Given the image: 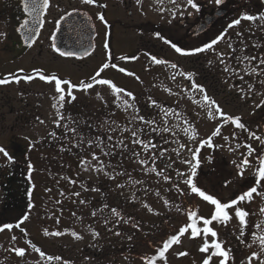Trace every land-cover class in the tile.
<instances>
[{
	"label": "rangeland",
	"instance_id": "374dc122",
	"mask_svg": "<svg viewBox=\"0 0 264 264\" xmlns=\"http://www.w3.org/2000/svg\"><path fill=\"white\" fill-rule=\"evenodd\" d=\"M2 1L3 0H0V2ZM14 6L15 4L12 3L11 9L14 8ZM17 17H19L17 11L13 14L12 19H10L8 14L6 18L10 19L9 22L6 23V25H1L0 28V33L3 34V36H0V78L9 77V79H12L13 76L16 77L19 75L20 77V74H24V77L30 75L32 79H24L18 83L11 82L7 86L1 85L2 87H0V147H3L12 157V159L9 160L0 153V228H2L4 224L12 225L14 222L20 223V228L14 225L11 229L0 231V264H65V262H67V264H82L84 259L92 258L87 255L88 253L92 254L97 251L96 245L99 244L96 242L97 237L100 235L103 236L104 232L106 234L111 232L107 229L108 225L105 224V221L100 224V229L99 222L96 224L95 228L92 226V220H105L108 216L113 222L119 220L113 217L112 211H109L108 215L104 216L101 210L93 207L94 201L89 200V197L84 198V194L81 193L78 195V200L75 204L76 207L74 208L73 203L68 201V199H63L60 193V191L65 192L70 189L65 186L63 182H58L61 184H58V186H56L57 183L53 184V178H55L56 174L58 175L59 171H62V166L59 162L57 163L51 160L55 154L52 151L50 152L46 147L48 143L59 142L58 137L60 135L58 133L65 128V126L66 128L74 127L77 124V126H75L77 132H79V130L87 131V124L84 123V120H78L76 113H83L86 116L88 114H93L95 117L100 114H105L104 116L107 118V123L112 127L117 126V128H113L117 131L116 138L112 143L114 145L116 144V152L121 156H125L128 153L131 155L134 160L132 165L133 168L137 170L135 175L138 180V184H135L134 187L137 194L134 198L133 209L126 210L122 206L120 209L123 211L125 210L127 214H135L137 219H140L142 223L139 222L140 226H136L138 231L142 234L150 235L147 238L140 239L146 248L149 247L150 243L148 242L147 244L146 240L152 241L154 235L157 237L158 234L153 232V226L156 222H161V218L170 221H164L165 223L162 227L160 236H162L165 231H168L169 226H167V224L179 226L183 222L179 227L190 224L186 214L183 215V213L175 212V209L170 210L164 203L165 200L160 195L164 194L165 198L169 199L170 191L174 186L177 187L180 185V180L186 184L185 180L189 177L190 169L189 165L182 161L192 158L189 149L200 148L198 156L200 166L197 169V173H201L200 175L204 177V180L200 177L199 184L206 185V187L209 188V195L215 196L217 194V199L226 200L227 203L237 197L238 194L235 193H238L239 189L245 184L249 185V187L256 186L254 185L255 171L259 166L257 157L262 155V152H255L259 146V141L255 140L256 143L254 142V145L251 144V147L255 149V151L248 157L250 162L249 165L245 167L242 176L238 174L236 164L241 163L243 157L247 155L248 148L244 143L246 140L241 141V137L238 135L236 137V131L233 126H229L228 129L222 132L223 136L218 138V150L220 154L218 157L215 155V157L211 159V162H209L207 157L211 156V150L207 148L206 145H200L199 141L206 140L211 136L212 132L223 122V118L216 114L215 110H213V117L208 115L207 107L202 106L203 101L200 93L198 97L183 95L184 97L180 98L175 92L178 90L176 87L177 85L167 82V75L164 67L159 64H152L153 62H151L146 55H143L138 60V63L133 66L127 64L131 53L137 51L139 54L145 53L150 49L148 47L146 48V44L151 41L149 38L144 37L146 34H144V39H142L143 44L139 43V48L134 49V47H132L131 49L127 39H125L128 31H121L119 28L107 30L98 22L96 26L98 36L96 39L97 44L95 51L85 59H78L75 57L65 58L58 55L53 49L51 38L54 33L47 29L40 33L38 39L31 44V47L25 45L21 33L23 31H29L30 29L35 31V29H33L34 27L32 28L31 26L34 22L32 18L28 19L27 27H21V32H17L14 30V25L16 24L15 19ZM2 20H5V18ZM38 24L39 23H37L36 26H38ZM141 30L135 31L134 33L130 32L140 37ZM109 42V46L113 48L118 59L116 62L117 70L109 69L105 71L104 69L98 79L109 80L111 84L101 85L96 83L87 90L77 87L73 89V95L76 97L75 100L70 103L65 102L62 108H54L53 105L56 101L53 97L57 95L55 92V82L43 80L40 76H55L62 80L71 81V83L75 85H79L81 81L92 83L94 81H92L91 78L95 76L97 71L105 63V51L108 52L109 50L108 48H104ZM160 46L157 44L154 49H151L152 52L158 55L163 54V49H161ZM121 68L125 71L121 72ZM129 73H131V75H129ZM10 74H12V76H10ZM112 85H115L116 88L122 89L123 91L116 92ZM62 87H64L67 92V85H62ZM233 90L236 92L237 89L234 87ZM128 93L132 95L129 96ZM224 93V91L217 92L213 98L215 102H218L220 107H222V112L227 116L245 118L250 123V128H253V130L255 129L256 134L264 137V128L263 126L261 128V125L264 124V105L261 109L257 107L259 98L257 97L256 100L252 99L251 106L237 108L235 105L228 106L224 103L226 98L229 102L233 101V97H229V95L227 96ZM259 96H261V100H264V92H261ZM228 97L232 101L229 100ZM131 98L133 99V103H129ZM197 101H201V103H197ZM164 106L166 108H164ZM158 107L160 109H165V115L164 120H162L161 117L163 118V113L160 111V118H158L159 116L156 114L157 118L154 119L156 120L154 128L157 129L156 131H160L159 127L156 128L160 122V125L169 129L165 138L163 135L161 136L159 134H156V136L163 137L161 144L165 146V150L163 146L159 148L164 152L166 159L167 157L170 158L171 164L168 161L167 163L163 161L164 166L160 165L157 160L162 161V156H160V153H157L156 148L152 149L151 157H155V163L152 162L149 169L155 167L156 171H149L150 176L142 179L141 174H145L148 170L140 163L143 158L140 159L132 153L139 145L133 144L132 141L135 138L131 136V131H137L139 136L144 130L151 127V125L136 119V117L143 116L145 121H154L152 118H149L150 115L148 113L151 114L156 111ZM57 110L62 114L63 119L57 116ZM177 110L185 113L188 122V124H186L187 126L179 122H172V114L177 113ZM190 114H192L191 117ZM260 116L263 117L259 118ZM56 120H60V123H55ZM40 121H43V123ZM185 129H188L187 133ZM161 132L164 133L165 131L162 130ZM192 135L195 136V139H189V136ZM72 136L74 135L70 132L68 140L63 141H66V143L70 145L68 148L70 152H76L71 144L73 142L71 140ZM224 137H228V139L225 140ZM120 141H123V144L127 145V147H123V145L117 146V143L119 145ZM150 141L152 142V140ZM156 141L157 140L154 139V142ZM181 145H184V147L181 148ZM237 145L239 146L237 147ZM126 150L128 153L123 154ZM177 150L181 153L179 157L176 155ZM135 153L137 152L135 151ZM30 158H32L33 161H29L31 160ZM69 158L72 159V156ZM79 159L81 160L82 158L79 156ZM92 161L93 160H91V162ZM233 161H235V164ZM22 162H24V165L26 164L23 170L26 171L27 174L29 165L32 166L31 179L34 184L35 195L30 203V207L26 210H5L3 209V202L5 201L3 186L5 184V179L11 175L13 169L17 167L19 163L22 164ZM107 163L106 161V164ZM128 163L129 162H124L122 167H125ZM168 165L176 169V174L173 176L170 173L167 175L170 179L164 180L163 176L157 175V172L164 169L165 174V172H167V170L165 171V167L167 169L170 168ZM214 165H218L219 169L222 168L223 175L226 174L230 176H227V181H232V184L228 183L230 186L225 187V184L223 185L220 183L216 177L208 174L210 172L209 168H212ZM92 167L93 169L91 172L88 170L83 171L81 167H78L76 172L91 180H96L97 178L101 179L107 176L103 171L104 169L101 171L96 170L97 162H94ZM125 172L129 175L127 169H125ZM52 173L54 174L52 175ZM178 173H183V175L188 177L178 175ZM217 173L218 171L215 170V174ZM174 179L178 180L176 181ZM122 180V177H116L113 183ZM131 180L135 182L132 177ZM155 183L163 189L157 190L154 186ZM120 186L121 187H117L122 189L129 187L133 189L130 182H126ZM256 187L257 194H253V200L249 204L246 203L243 207L241 206L242 209L249 213L246 217L247 227L244 229L243 242L238 239L240 236L239 220L235 216V210H232V212L229 213L232 218L227 224L212 222L210 225L217 233L215 238L210 234L205 237L203 233L197 235L195 238H190L191 230L189 229V231L181 237L179 245L174 246L170 250L169 260L162 264H202V260L212 251V249H210L209 253H202L199 250L204 244L205 239H207L209 243H211L213 239H216L223 243L225 249H230L227 264H248V257L251 256V253L253 251H259L258 243L252 244L253 237L251 234L253 232H256L258 235L261 234L260 230L256 228V225H264V213L260 212V209L264 208V197L258 194L264 192V182ZM75 189L76 187H73V190ZM156 193H158V195ZM68 194L69 192H65L64 196L67 197ZM119 196L120 193L114 188H111L110 192L104 194L102 200H97L96 203L102 205L101 207L106 211L107 207H105V205L110 203L115 206L118 205L115 200H117ZM93 197L100 199L98 195H93ZM79 200L84 201V203H81ZM69 203H71L70 207ZM68 207L70 210H68ZM149 208H151V211H149ZM212 211L213 208L209 203L202 202L200 207L201 214L199 217L210 219ZM93 212H95L96 215H93ZM25 217H27V219H25ZM78 221L81 223L78 224ZM197 221L199 227L202 228L203 222L200 220ZM120 224V232L126 231L125 234H128V238L129 236H133L127 224H122L121 220ZM131 226L132 229H135L134 225L131 224ZM45 231H47V235ZM57 232L61 234L54 235V233ZM94 232L98 233L95 237L93 236ZM73 233L76 235H73ZM13 236L16 237L15 240L12 239ZM15 248L25 249V254L23 256L17 255L16 252L13 251ZM135 248L136 247H134V249ZM36 249L40 251H36ZM41 252L44 253L43 256H41ZM180 252H187L188 255H177ZM49 256L53 257V259L49 260ZM55 257H60V259L57 260ZM129 258V260L125 258H112L111 261L114 263L116 262V264H142L138 257L137 259L133 256ZM219 259V257H214L213 260L210 261V264H219ZM262 259H264V254L257 258H253L251 264H259V261Z\"/></svg>",
	"mask_w": 264,
	"mask_h": 264
},
{
	"label": "flooded vegetation",
	"instance_id": "af4514ba",
	"mask_svg": "<svg viewBox=\"0 0 264 264\" xmlns=\"http://www.w3.org/2000/svg\"><path fill=\"white\" fill-rule=\"evenodd\" d=\"M196 2L200 6L198 12L187 6V0H176V4H172L170 0H162V2H158V0H141L139 4L136 0H96L94 4H84L82 0H50L49 7L39 17L34 19L36 23L42 26L40 32L47 29L55 33L59 30L58 27L60 25H68L64 31L71 30L70 25L66 23L67 18L71 15L73 17L75 14L78 16L89 15L93 18L95 26L100 22L104 29L107 30L119 28L121 31H128L125 39H127L131 49L132 47L134 49L139 48V43L143 44L142 39L144 37L149 38L151 41L146 44V48L150 49H145L147 50L145 53L139 54L138 51L131 53L127 64L133 66L138 63V60L143 55H146L153 62L152 64H159L164 67L167 82L177 85L178 90L175 92L180 98L184 97L183 95L198 97L200 92L192 88V84L195 83L203 86L206 94L212 100H214L213 98L217 92L222 91L225 92V95L233 97V101L228 97L232 102L227 101V98L224 101L228 106L235 105L237 108L251 106L252 99L256 100L257 97L259 98L258 104H260L261 96L259 94L264 92V84L261 83V81H264V75H260L259 71L255 74H250V72L252 67L259 66V61L264 59V22L259 19L255 21L241 19V23L231 29H228L227 25L234 19H240L245 14L258 17L259 14L264 13L263 0H224L222 5H216L214 0H196ZM12 3L15 6L11 9ZM161 8L164 9L163 12L160 11ZM16 11L19 13V17L15 19L14 30L19 32L25 21L32 18V15L24 9V0H3L0 2V28L1 25H6L13 18V14ZM172 11L176 12L174 19L172 18ZM181 12L184 13L183 16L180 15ZM8 14L10 19L6 18ZM98 14H103L107 23L100 21ZM61 16L64 19H61ZM3 18L5 20H2ZM169 20L172 22L169 23ZM139 30H141L140 37H137V34H131V32L134 33ZM156 32H160L162 37L172 41L177 47L185 51L210 43L221 32H225L226 35L224 39L213 46V49L195 55H182L176 52L170 44L164 43V40L155 36ZM157 44L161 45L163 54L158 55L152 52L151 49H154ZM229 44L232 45L231 48ZM106 45L107 47L104 49L108 48L109 51H105L107 61L105 57L104 64L109 66L105 71L109 69L117 70V56L113 48L109 46L110 42ZM221 54L225 64L220 63ZM153 56L157 60L165 61L166 63L155 62L152 59ZM244 57H255L256 59L249 61L248 59H243ZM237 58L241 59L238 60ZM113 64L116 67H112ZM173 64L176 65V68L172 67ZM225 65L236 69L239 75L225 72ZM189 73L192 74L191 77L188 76ZM241 75L244 77L243 80L240 79ZM16 78H19L20 82L24 80V74H20V77L18 75ZM11 82L18 83L13 78L10 79ZM10 83L2 86H7ZM249 85L252 86L251 93L242 94L240 89H244V92L248 93ZM2 86L0 85V87ZM234 87L237 89L236 92L233 90ZM200 94L202 95V93ZM218 105L220 107L219 103ZM262 107L263 105L259 108L261 109ZM220 109L222 110V107ZM24 162L22 164L19 163L12 173L10 172L11 175L6 178L7 180L5 179L3 186L5 197L3 209L5 210L17 209L18 211L19 209L20 211L30 207L31 201L27 200L28 202L26 203L13 199L17 192L18 196H20L23 191V188L20 187V189L19 186L24 184L18 179L20 172H23V168L26 165H24ZM12 178H14L13 183L10 181Z\"/></svg>",
	"mask_w": 264,
	"mask_h": 264
},
{
	"label": "trees",
	"instance_id": "16d2710c",
	"mask_svg": "<svg viewBox=\"0 0 264 264\" xmlns=\"http://www.w3.org/2000/svg\"><path fill=\"white\" fill-rule=\"evenodd\" d=\"M96 83L92 82V85L94 86ZM129 103H133V99L131 98V100L129 101ZM163 108V107H162ZM164 108H166L164 106ZM160 109L159 107L156 109V111L152 112L151 114L148 113L150 115V119L152 118L153 120L155 118H157L156 114L161 115V113H163V118L161 117L162 120H164V115H165V109ZM161 111V113H160ZM173 113V111H172ZM105 114H100L97 115V117H95L93 114H88L87 116L83 113H76V116L78 117V120H84V123L87 124V131H80L77 132V135H74L71 137V140L73 141L71 144L73 145L74 149L76 152H70V150L68 149L70 147V145H68L66 143V141L63 140H68V136L70 135V132L67 130L66 126L65 128H63L58 134L60 135L58 137L59 142L56 141L55 143H48L47 144V149L51 152H53L55 154V156L53 158H51V160L54 162H59V164L62 166V171H59L58 175L56 174L55 178H53V184H56V186L61 185L58 182H63L65 186H67L70 190H66L65 192H69L68 196H64L65 192H61V195L63 196V199H68V201H70L71 203H73L74 208L76 207V201L78 200V196L74 195L75 193H81L84 194V198H88L89 200L94 201V208L101 210V213L106 216L108 215V212L111 211L113 208L116 209L119 213V216H114L115 218L121 220L122 224H127L128 228L131 229V233H133V236H131V239L128 238V234H125V232H120V228L119 225H121L120 223H116L115 221L113 222V220H111L109 218V216L106 218L108 223H107V229L111 232H109L108 234H106L105 232L103 233V236L100 235L99 237H97V241L99 244L96 245L97 247V251H95L94 253H88L87 255L91 256V259H84L82 262V264H116V262L114 263L112 260V258H122V259H126L129 260V257H137L139 258L140 262H142V264H145V261L141 259V257L144 256H157V259L155 261V264H162L163 262L168 261L169 256H170V250L174 247L179 245V243H174L172 244L169 249L166 251L165 253V257L161 258L157 255V249L162 247L163 242L169 238L171 235H176L178 234V231L180 229V225L183 223H181L179 226H175L173 224H170L167 226H169L168 231H165V233L160 236V233L162 231V227L164 225V221H170V220H163L161 218V222H156L154 224V228H153V232H155L157 235H154V239L152 241H148L146 240L147 244L149 243V247L146 248V246H144V243L140 240L143 238H147L150 235L149 234H142L141 232L138 231V226H140V223H142L140 221V219H137V217L135 216V214L133 215L132 213L127 214V212L122 209H120V207L122 206L124 209L126 210H130L133 209L134 207V201H135V197L137 192L135 191L134 187L135 184H138V180H137V176L135 175L137 173L136 168H133L132 162L134 161L133 158L131 157V155L127 152V150L125 151L126 154L124 155H120L119 153L116 152V144L114 145L112 142L115 140L116 138V131H113V128H117V126L112 127L110 124L107 123V118L104 116ZM172 122H179L181 124H188L187 120H186V116L185 113L182 111H178L175 114H172ZM232 117V116H231ZM238 117V116H235ZM233 117V118H235ZM263 117V116H262ZM261 116L259 118H262ZM160 118V116L158 117ZM156 120H154L155 122ZM240 122L243 123L245 125L244 129H240L238 127H236V125L232 122V121H225L224 126H220V132L218 135L214 136L212 138V147H208L211 150V157H218L219 156V143H218V138H220L221 136H223L222 132L225 131V129H228L229 126H233L235 128V134L236 137L237 135L241 137V141H245V145H254V142L256 143L254 138L250 137V133L251 132H255V129L253 130V128H250V123L245 119V118H241L240 117ZM156 124H152L151 127L147 128V130H144V132L142 134L139 135V138L141 140L144 141V143H149L151 142L150 140H152L151 144H156V151L157 153H160L162 150L159 147H162L163 145L161 144L162 142V138L163 137H158L156 136V134L159 135H163L164 138L167 136V132H161L163 130V126L159 124L157 125L156 128L159 127L160 131H156L154 133V131H152V129L154 128ZM264 124L261 125V128ZM77 126V124L75 125ZM74 126V127H75ZM187 126V125H186ZM162 129V130H161ZM258 135V134H256ZM111 136L112 139L109 140L108 137ZM259 136V135H258ZM82 137L84 140V143L81 145L80 144V140L79 138ZM99 137V139H97ZM263 137V136H262ZM93 140L95 141V144H93L92 146H89L87 144V140ZM154 139H156L157 141L154 142ZM151 144L149 145V147L147 149H145L142 145H139L134 152L136 151L139 155H135L138 158H143V160H146L147 163H143L142 165L145 167L146 170L149 169V167L151 166L152 162H153V157H151V150L154 149L151 147ZM98 145V146H97ZM118 145V143H117ZM158 145V146H157ZM258 148L255 152H262V155L264 154V145H261L260 142L258 143ZM163 149L165 150V146H163ZM205 149V148H204ZM57 152V153H56ZM105 152H110V155H105ZM132 152V153H134ZM95 153L96 156L98 157L99 161L103 162V171L105 173H107V176L104 178H97L96 180L94 179H89L87 177H85L84 175H81L79 173L76 172L78 167H81L82 170H88L91 172V170L93 169L92 165L94 162H97L96 160L92 159V154ZM71 154V155H70ZM72 156V159H70L69 157ZM82 158L81 160L79 159ZM31 160L29 161H33L32 158H30ZM165 154L164 156H162L161 160H157V162L160 165L164 166V162L167 163V161L171 164V160L169 157H167V159L165 160ZM91 160H93L91 162ZM83 161V163H82ZM106 161L108 162L106 164ZM164 161V162H163ZM73 162V163H72ZM124 162H129L128 164H126L125 167H122ZM163 162V163H161ZM217 163V162H216ZM74 166H73V165ZM149 165V166H148ZM73 166V169H72ZM125 169H127L129 171V175L125 172ZM210 172L208 174L214 176L217 178V180L222 183L223 185L225 184V181L228 179V177H230L229 175H223V170L222 168L219 169V166L214 165L212 168H209ZM167 170V172H165L166 175H169L171 173V175H175L176 174V169H174V167L170 166L169 169H167L165 167V171ZM215 170L218 171L217 174H215ZM30 171V172H29ZM75 171V173H74ZM172 171V172H171ZM32 166L31 168L28 167V174L26 171L23 170V172H20V177L18 179V181L20 180L22 182V184H24L23 186H19V188H23V191L21 192L20 196H18V192L16 194V196L13 198L16 201H23V202H28V201H32L35 192H34V184L33 181L31 179V175H32ZM54 173H52L53 175ZM201 174V173H200ZM200 174H196L195 177H193V183L196 184V186L198 188H200L202 191L205 192V194L209 195L210 194V190L208 187H206V185H200V177L202 178V180H204V177ZM141 178H145V177H149L150 176V172L146 171L145 174H141ZM185 176V175H183ZM220 176V178H219ZM116 177H122L123 180L120 182H116L113 183V181L116 180ZM131 177L134 178V181L131 180ZM188 177V176H185ZM223 177V178H222ZM226 177V178H225ZM61 180H60V179ZM176 180V179H174ZM178 180V179H177ZM176 180V181H177ZM11 183L14 182V178H12ZM74 181V183H73ZM124 181V182H123ZM126 182H130L131 186L133 189H130L129 187L126 188H118V185H123ZM177 183V182H175ZM232 184V181L230 182ZM221 184V185H222ZM127 185V184H126ZM157 190H161L163 189L161 186L157 185L155 183L154 185ZM227 186H230V184H227ZM73 187H76L75 190H73ZM177 187L180 189V191H177ZM177 187H173L172 190L170 191L169 195V199H166L164 194H160L161 197L167 201L166 206L172 210L175 209V212H179V213H183L186 214V217H188V212L189 211H196L197 213V217L200 216L201 212H200V207H201V203L202 202H206L209 203L207 201H205L202 197H200L198 194L193 193L191 191V188L189 185L184 184L181 180H180V185ZM226 187V186H225ZM18 188V189H19ZM20 188V189H21ZM111 188L115 189L117 192L120 193V196L118 197L116 201V203L118 204L117 206H115L114 204L110 203L107 205V210L104 211V209L101 207L102 205H99L96 203L97 200H102V196L104 194H107V192H110ZM249 189V185L245 184L244 186H242L239 189L237 197L244 192L245 190L247 191ZM72 192V193H71ZM213 192V191H212ZM86 193V194H85ZM157 194V193H156ZM86 195V196H85ZM93 195H98L100 197V199H96L93 197ZM158 195V194H157ZM215 195V194H214ZM215 198L217 197V194L214 196ZM236 198V197H235ZM233 198V199H235ZM28 200V201H27ZM253 200V199H252ZM251 200V201H252ZM80 201V200H79ZM104 201V200H103ZM222 203H226V200H220ZM251 201H243L240 202L237 206H234L232 209H229V213L232 212V210H235V207H240L242 208L244 206V204L246 203H250ZM120 202V203H119ZM69 203V207L70 204ZM210 204V203H209ZM177 206L179 207V211H177ZM210 206L213 208L212 214L214 212L215 206L211 205ZM242 206V207H241ZM68 207V210H70ZM15 211H17V209H14ZM19 211V209H18ZM174 216V215H173ZM212 216V215H211ZM172 218V217H170ZM168 218V219H170ZM105 219V220H106ZM189 219V218H188ZM105 220L99 219V221H93L92 220V226L95 228L96 224L99 222V228L101 229L100 224L103 223ZM198 220V219H197ZM124 221H128L127 223H125ZM190 223L192 222L191 220H189ZM140 222V223H139ZM166 222V223H167ZM214 223L216 222L218 224V221H213ZM78 224H80L81 222L78 221ZM137 225V227H135V229H132V225ZM17 224L20 223H16L14 222L12 224V226H16ZM112 225V226H109ZM178 225V224H177ZM184 226V225H183ZM197 226L199 227V223L197 221ZM182 227V226H181ZM209 227H211L209 225ZM20 228V227H19ZM119 232L120 235H117L116 233ZM28 234V233H27ZM185 235V234H184ZM183 235V236H184ZM209 235V234H208ZM207 235V236H208ZM181 236V237H183ZM130 237V236H129ZM180 237V240H181ZM136 238V239H135ZM145 240V239H144ZM152 243V244H151ZM134 247H136L134 249ZM137 250V251H136ZM130 254V255H129ZM91 260V261H89ZM116 261V260H115Z\"/></svg>",
	"mask_w": 264,
	"mask_h": 264
},
{
	"label": "snow or ice",
	"instance_id": "6c2138e0",
	"mask_svg": "<svg viewBox=\"0 0 264 264\" xmlns=\"http://www.w3.org/2000/svg\"><path fill=\"white\" fill-rule=\"evenodd\" d=\"M96 2V0H82V3L84 4H94ZM136 2L139 4L141 2V0H136ZM158 2H162V0H158ZM170 2L172 4H176V0H170ZM214 3L216 5H222L224 3V0H214ZM50 4V0H24V9L26 12H28L30 15L34 16V17H39L41 15V13L43 11H45ZM187 6H190L192 9H194L195 11H199L200 10V6L199 4L196 2V0H187ZM161 12L164 11L163 8L160 9ZM181 16L184 15L183 12L180 13ZM189 15H191V13H189ZM176 17V12L172 11V18L174 19ZM61 19H64L63 16H61ZM98 19L104 23H107V21L105 20V17L103 14H98ZM241 19H246L248 21H255L257 19H259L260 21L264 22V13L259 14V16H253V15H243L240 19H234L231 23H229L227 25L228 29L233 28L235 25H239L241 23ZM172 21L169 20V23H171ZM42 23V22H41ZM57 23H59V21H57ZM28 22L25 21L24 25H22V27H27ZM33 35H34V30L30 29L28 31V33L26 34V42H30L33 39ZM226 33L225 32H221L219 35H217L214 39L211 40L210 43H205L202 47H196L193 48L189 51H185L184 49L177 47L175 43H172V41L165 39L164 37L161 36L160 32H156L155 36H157L158 38L164 40V43L166 44H170L171 47H173L175 49L176 52L181 53L182 55H195L197 53H202L206 50H210L213 49V46L218 44L222 39L225 38ZM237 35H239V33H237ZM0 36H3L2 33H0ZM29 47H31V43H29ZM53 48H56V45L53 44L52 45ZM105 47H107V45H105ZM229 47L231 48L232 45L229 44ZM57 51H59L58 48H56ZM63 56H72L75 55V53H71V52H61L60 53ZM135 58V57H133ZM152 59L157 62V63H166L165 61H160L157 60V58L155 56L152 57ZM238 60H240L241 58H237ZM243 59H248L249 61H253L256 58L255 57H244ZM209 63H211V61H209ZM220 63L221 64H225V61L222 57L221 54V59H220ZM109 65L108 64H104L101 66V68L97 71V73L95 74V76H93L91 79L92 81H94L97 84H101V85H109L111 84V81L109 80H105V79H98V77L100 76L101 72L104 71V69H106ZM260 66H264V59H261L259 61V66L257 67H252L251 68V72L250 74H255L259 71L260 75H264V67H260ZM112 67H116L115 64L112 65ZM173 68H176V65L173 64L172 65ZM22 71V70H21ZM34 71H38V70H34ZM121 72L125 71L123 68L120 69ZM224 71L225 72H230V73H234L236 75H239V73L236 71V69L233 68H229L227 65H225L224 67ZM129 75H131V73H129ZM191 73L188 74L189 77H191ZM10 76H12V74H10ZM13 79L16 80V82H19V78L16 77H12ZM41 79L46 80V81H54L55 82V92H56V96L53 97V99L56 101V103L53 105L54 108H62L64 106V103H70L71 101L75 100L76 97L75 95H73V89L79 87L83 90H87L89 88H91L93 85L92 83H86L84 81H81L79 85H75L72 84L71 81H67V80H62L59 78H56L55 76L52 77H48L47 75H41L40 76ZM24 79L26 80H31L32 76H26L24 77ZM174 79V77H173ZM240 79L243 80L244 77L241 75ZM10 83V79L9 77H4V78H0V85H5ZM262 84H264V81H261ZM62 85H67V92L65 91V88L62 87ZM113 89L116 92H122V89L116 88L115 85H112ZM192 88L199 91L200 93H202V106H206L208 109V115L210 117H213V110H215V113L218 114L219 116L223 117L225 119V121H232L236 127L240 128V129H244L245 125L243 123L240 122V117H231V116H225V114L222 112V110L220 109L219 105L216 104V102L214 100H212L210 97H208V95L206 94L205 90L203 89V86L201 85H196L195 83L192 84ZM242 94H250L252 91V86L249 85L248 86V93L244 92V89H240ZM99 95V94H98ZM129 96H131V93H128ZM155 103V102H153ZM197 103H201V101H197ZM261 105H264V100H261L260 104L257 105V107H260ZM57 116L60 117V119H63L62 114L59 112V110H57ZM136 119L140 120V121H144L146 124L148 125H152L155 122L154 121H145V118L143 116H139L136 117ZM41 123H43V121H40ZM55 123L59 124L60 120H56ZM67 130L69 132H71L73 135H77V129L75 127H68ZM113 131H115V129H112ZM127 130V129H126ZM157 129L153 128L152 131H156ZM163 131L167 132L169 131V129L167 127H165L163 129ZM185 132H188V129H185ZM220 132V129L217 128L216 130H214L211 134V136H209L206 140H201L199 141L200 145H206L208 147H212V138L216 135H218ZM131 136L134 137L135 139H133V144H137V145H142L145 149H147L149 147V145L151 144V142L149 143H144L143 140H141L138 136V132L133 130L131 131ZM250 137L254 138L255 140L259 141L261 145H264V137L258 136L256 135L255 132H251L250 133ZM99 139V137L97 138ZM109 140L112 139L111 136L108 137ZM189 139H195V136H189ZM225 140L228 139V137H224ZM80 140V144L82 145L84 143V140L82 137L79 138ZM87 144L89 146H92L93 144H95V141L89 139L87 140ZM123 145V147H127V145L123 144V141L119 142L120 146ZM98 146V145H97ZM239 145H237L238 147ZM152 148H155L156 145L151 144ZM184 145H181V148H183ZM248 148V152L247 155L243 157L242 161L240 164H236V167L238 169V174H240L241 176L243 175L244 169L245 167H247L249 165V159L248 157L252 155V153L255 151V149H253L251 147V145H247ZM189 152L191 153V159H185L182 162L189 165V169H190V174L187 180H185V183L187 185L190 186L191 191L193 193L198 194L200 197H202L205 201L209 202L211 205L215 206L214 212L211 216L210 219H206L204 217H197V213L196 211L192 210L188 212V218L189 220H191L192 222L190 224H187L186 226H182L180 227L178 234L176 235H171L169 238H167L163 244L162 247L157 249V255L161 258L165 257V253L166 251L169 249V247L174 244V243H179L180 242V237L183 236L185 233H187L190 231V238H195L197 235H200L201 233H203L205 235V237H207L208 234H210L213 238H215L217 236L216 231H214L211 227H209V225L212 224L213 221H218L224 224H227V222L232 218L229 215V209H232L234 206H237L240 202L243 201H251L253 199V194H257V187L258 185H260L262 182H264V155H259L257 157L258 162H259V166L256 168L255 171V179H254V185L256 186H251L249 187V189L247 191L242 192L238 197H236L235 199H232L231 201L227 202V203H222L219 199L215 198L212 195H207L205 194L204 191H202L200 188H198L196 186L195 183H193V177L196 176L197 174V169L200 166V160L198 158L199 156V152H200V148H194V149H189ZM0 153H2L5 157H7L9 160L12 159V157L9 155V153L3 148L0 147ZM105 155H110V152H105ZM180 152L177 150L176 151V155L177 157L180 156ZM133 155H139L138 153H133ZM164 152H160V156H163ZM92 159L97 161V167L96 170L97 171H101L103 170V162L99 161L98 157L96 156L95 153L92 154ZM207 159L209 160V162H211L212 157L209 156L207 157ZM83 163V161H82ZM141 164L143 163H147L146 160H141L140 161ZM153 163H155V157L153 156ZM233 163L235 164V161H233ZM169 167L171 165H168ZM29 168H31V165H29ZM148 171H156L155 167L148 169ZM107 175V173H105ZM157 175L163 176L164 180H169L170 177L164 174V169H161L159 172H157ZM178 175H183V173H178ZM74 183V181H73ZM230 183V181H225V186H227V184ZM118 187H121L120 185H118ZM177 191H180V189L177 187ZM158 194V193H157ZM260 196L264 197V192H260L258 193ZM74 195H79V193H75ZM81 203H84V201H80ZM165 203H167V201H165ZM147 206V205H146ZM105 207H107V205H105ZM112 214L114 216H119V213L116 209H112ZM149 211H151V208H149ZM177 211H179V207L177 206ZM261 213H264V208L260 209ZM93 215H96L95 212L92 213ZM249 215V213L247 211H245L244 209L240 208V207H235V216L238 218L239 220V225H240V236L238 237V239L241 240V242H243V236H244V229L247 227V220L246 217ZM25 219H27V217H25ZM197 219L203 222V227L200 228L197 226ZM125 223H127L128 221H124ZM108 221L107 219L105 220V224H107ZM116 223H120V220H117ZM137 225H134V227H136ZM13 226L10 224H4L2 228H0V231H3L4 229H11ZM16 227H19V224L16 225ZM256 228L260 230L261 234H257L256 232H253L251 235L253 237L252 239V244H257L259 245V251H253L251 253V256L248 257V264H251L253 258H257L260 255L264 254V225L261 224H257ZM45 234L47 235V231H45ZM61 233L57 232L54 233V235H60ZM117 235H120L119 232L116 233ZM73 235H76L75 233H73ZM96 235H98V233H93V236L95 237ZM80 238V237H77ZM13 240L16 239L15 236L12 237ZM129 239H131V237H129ZM246 246H250V245H246ZM212 249L211 253L209 255L206 256V258H204L202 260V264H210V261L213 260L214 257H219V264H227L228 260H229V252L230 249H225L223 247V243L217 241L216 239H213L211 241V243H209L207 241V239H205L204 244L201 246V248L199 249L202 253H209V250ZM13 251L16 252L17 255L19 256H23L25 254V249L23 248H15L13 249ZM36 251H40L39 249H36ZM41 256L44 255L43 252L40 253ZM177 255L179 256H185L188 255L187 252H180ZM49 260H52L53 257L49 256L48 257ZM55 259L59 260L60 257H55ZM142 260L145 261V264H155V261L157 259V256H144L141 257ZM65 264H67V262H65ZM259 264H264V259L259 261Z\"/></svg>",
	"mask_w": 264,
	"mask_h": 264
},
{
	"label": "water",
	"instance_id": "95a60500",
	"mask_svg": "<svg viewBox=\"0 0 264 264\" xmlns=\"http://www.w3.org/2000/svg\"><path fill=\"white\" fill-rule=\"evenodd\" d=\"M34 18L36 17L32 16V21L34 22V24L31 26L32 28L34 27L33 29H35L32 41L26 42L25 37L28 31H23L21 33L25 45H29V43L33 44L40 35V30L42 26L41 24H38V26H36L37 23ZM67 20L66 23L70 25L69 27L71 28V30L64 31V29L67 28L68 25H60L58 27L59 30L53 34L51 40L53 44L56 45V48L59 49V51H57L56 48L53 49L58 54H60L61 52L75 53V55L64 57H75L78 59H85L96 49V38L98 36V33L94 24V20L89 15L78 16L76 14L74 15V17L73 15H71L67 18Z\"/></svg>",
	"mask_w": 264,
	"mask_h": 264
}]
</instances>
